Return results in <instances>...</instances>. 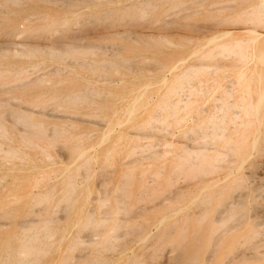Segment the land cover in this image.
I'll list each match as a JSON object with an SVG mask.
<instances>
[{
  "label": "rangeland",
  "instance_id": "rangeland-1",
  "mask_svg": "<svg viewBox=\"0 0 264 264\" xmlns=\"http://www.w3.org/2000/svg\"><path fill=\"white\" fill-rule=\"evenodd\" d=\"M12 41L61 43L0 52V264H264V0H0Z\"/></svg>",
  "mask_w": 264,
  "mask_h": 264
},
{
  "label": "bare ground",
  "instance_id": "bare-ground-1",
  "mask_svg": "<svg viewBox=\"0 0 264 264\" xmlns=\"http://www.w3.org/2000/svg\"><path fill=\"white\" fill-rule=\"evenodd\" d=\"M82 2V1H81ZM262 2V1H261ZM80 4V3H79ZM262 4V3H261ZM260 4V5H261ZM70 5V4H69ZM68 6V5H67ZM257 8V7H256ZM40 19H42V18H40ZM39 19V20H40ZM28 20H30L31 21V19H28ZM33 21V20H32ZM35 21V20H34ZM51 24H53V23H51ZM37 27V26H36ZM9 42H3V44H1V47H0V52L1 51H3V50H11V51H14V50H16L17 49V47H19V46H22V45H31L30 47H32L33 45H36V44H41V46H42V51H43V48L44 47H48V46H57V45H59L61 42H56V41H51L50 43H33V42H25V41H18V42H16V41H12L10 44H8ZM25 47V46H24ZM26 48V47H25ZM36 48V47H35ZM41 48V47H40ZM75 48V47H74ZM22 50V52H23V50L25 51V49H21ZM36 50H37V48H36ZM1 56V55H0ZM75 66V65H74ZM50 72V69H42L41 70V76H43L44 74L46 75V74H48ZM103 76V75H102ZM101 76V77H102ZM29 79L28 80H31L32 79V77H28ZM102 79V78H101ZM105 80H106V78H105ZM97 81V80H96ZM88 85H90L89 83H87V86ZM91 86H92V83H91ZM94 87V86H93ZM89 88L90 87H87V89L89 90ZM82 89V88H81ZM91 89V93H89V95L90 94H92V90H93V88H90ZM83 90H86L85 88L84 89H82L81 90V92L83 91ZM87 91V90H86ZM83 93V92H82ZM81 93V94H82ZM93 93H95V91L93 92ZM98 93H100V92H98L97 91V94ZM80 94V91H79V95H81ZM73 95V94H72ZM71 95V96H72ZM78 94H76L75 96H77ZM78 95V96H79ZM86 95H88V92L86 93ZM93 95V94H92ZM82 96V95H81ZM169 106H171V105H169ZM171 108H172V106H171ZM66 118H69L68 116H66ZM71 118H73V117H71ZM75 119V118H74ZM78 119V118H77ZM79 120V119H78ZM81 120V119H80ZM82 121V120H81ZM83 122H84V120H83ZM87 122V121H86ZM2 128V127H1ZM140 135V134H139ZM138 135V136H139ZM141 136V135H140ZM126 191V190H125ZM141 211V210H140ZM233 213V209H228L227 210V212H226V216H229V215H231ZM27 223V222H26ZM26 223H23V224H21L20 226H23L22 228H23V230H24V228H25V226H26ZM1 226V225H0ZM27 227V226H26ZM28 227H30V225L28 226ZM22 230V231H23ZM24 233V231L22 232V234ZM20 234H21V232H20ZM22 236V235H21ZM32 236V235H31ZM27 238V237H26ZM215 240V239H214ZM216 241V240H215ZM26 246V245H25ZM24 247V246H23ZM236 254V253H235ZM5 258V257H4ZM24 258V257H23ZM11 259H13V258H11ZM15 259H18L17 257L15 258ZM4 260V259H3ZM29 261V260H28ZM5 262V261H4ZM15 262H16V260H15ZM19 262H20V260H19ZM207 262V261H206ZM252 262H253V260H252ZM24 263V262H23ZM4 264V263H3ZM5 264H8V263H6L5 262ZM16 264H17V262H16Z\"/></svg>",
  "mask_w": 264,
  "mask_h": 264
}]
</instances>
